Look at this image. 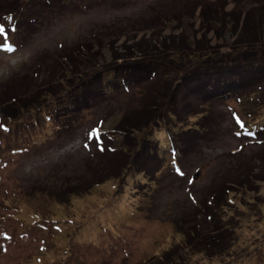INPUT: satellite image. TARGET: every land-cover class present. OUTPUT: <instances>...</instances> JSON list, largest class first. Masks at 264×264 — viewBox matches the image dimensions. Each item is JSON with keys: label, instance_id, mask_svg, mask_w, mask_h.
<instances>
[{"label": "rangeland", "instance_id": "obj_1", "mask_svg": "<svg viewBox=\"0 0 264 264\" xmlns=\"http://www.w3.org/2000/svg\"><path fill=\"white\" fill-rule=\"evenodd\" d=\"M12 1L16 0H0V23L7 25L8 42L14 49L0 47V105L8 104L13 91L46 95L17 119L0 117V264H159L158 258L184 239L172 215L194 214L200 209L196 199L200 203L212 188L241 180L246 170L250 178L243 182L248 185L233 184L229 193L233 200L221 210L220 224L229 228L218 233L222 234L218 246L227 245L228 251L211 257L196 253L189 264H264V142L234 133L232 113L243 111L235 99L218 103L212 116L206 117L208 124L204 123L196 106L195 85L178 93L176 111H181L182 123L176 124V131L168 129L170 116L153 131L149 145L159 156L152 151L146 163L157 170L153 180L131 167L121 179L109 178L68 203H55L41 191L57 186L67 171L64 168L77 169L79 183H85L93 182L103 168L116 165L119 160L113 155L95 148L99 141L94 127L102 126L109 139L124 112L149 99V94L140 93L144 84L115 93L111 99L113 92L107 90L119 85L114 78L102 86L88 83L73 103L68 95L80 91L79 84H74L77 78L60 69L55 55L92 41L94 35H100V41H94L92 48L101 45L109 62L115 55H139L135 45L140 39L160 40L154 31L158 23L151 20L156 11L171 1L181 5V0H71L68 4L22 0L7 7ZM221 1L229 3L230 10H244L241 2ZM6 13L14 16L6 18ZM199 20L191 16L165 28L172 32L177 28L178 33L191 24L198 28ZM4 43L0 36V45ZM127 45L132 46L130 50ZM149 52L160 57L153 48ZM175 61L172 57L171 77L180 74ZM90 96L96 101L91 102ZM81 106L84 109L79 110ZM46 113L54 117L46 120ZM203 125L212 128L210 132H204ZM134 141L117 133V142L125 149ZM173 164L183 175L177 174Z\"/></svg>", "mask_w": 264, "mask_h": 264}, {"label": "trees", "instance_id": "obj_2", "mask_svg": "<svg viewBox=\"0 0 264 264\" xmlns=\"http://www.w3.org/2000/svg\"><path fill=\"white\" fill-rule=\"evenodd\" d=\"M19 1L22 0L15 2ZM63 1L64 4L72 2L71 0ZM15 2L8 3L7 7H11ZM171 2L168 7H162L156 11V15L151 19L154 24H159L158 27V24L155 26L154 31L159 34L160 40L151 39L147 42V40L139 38L140 41L135 45V48L141 52L139 55L133 53L115 55L110 58L109 62L105 52L100 49L101 45L98 49H93L91 46L94 41H100V35H94L92 41L81 42L72 48L66 47L58 55H55L60 69L70 72L71 76L77 78L74 84H79L77 89L80 88V91L74 90L72 95H68V100H72L73 103L78 102L75 98L77 93H80L81 90L83 92L88 83L96 87L114 78L119 85L110 86L107 90L113 92L109 96L111 99L115 93L124 92L126 89L139 87L143 84L146 88H142L144 92L140 93L149 94V99L147 102L144 101L141 107L124 112L122 118L115 125L114 133L107 136L109 139L103 135L105 129L102 126L94 127L95 136L99 141L95 148L101 154L113 155L115 159L119 160L118 165L103 168L101 174H96V179L93 182L85 183H79L81 174L77 169L74 171L73 168H64L67 171L62 172L61 182L59 179L57 186L41 188V191L53 199V202L62 204L70 202L72 198L83 197V194L95 185L98 186L109 178L121 179L131 167L137 168L146 177L150 176L149 179L153 180L157 170L146 165L147 157L152 151L157 156L159 154L149 145V142L154 136V129L166 117L172 118V124L168 123L169 130L176 131V124L182 123V118H179L181 111H176V109H178V93L185 86L192 88V85H195L198 94L196 106L201 109L198 112L204 123L208 124L206 117L212 116L211 110L214 111V107L218 106V103L228 104V100L235 99L241 103L243 111L242 113L239 111L232 113L236 126L233 128L234 133L236 132L242 139L246 137L248 141L255 142L256 140L260 144L264 142V83H261L264 80V0H233L234 5L236 2L242 3L243 11H236L235 7L230 10L227 7L229 3H224L221 0H181V5ZM193 2L195 4H192ZM196 11H199L198 16ZM4 16L12 18L14 14L8 16L6 13ZM191 16L200 19L198 28L191 24L185 26L178 33L175 32L177 28L172 32V28L168 27L169 29L166 31V24L173 23L177 26L179 22L191 18ZM147 21L145 20L143 23L146 24ZM131 31H127V33ZM8 33L11 32L8 31ZM233 36L235 38L231 40L230 38ZM130 40L132 39L127 41ZM214 40H217L216 44H214ZM223 46L224 48L230 46V49L235 46L237 48L234 52L223 51L222 53L220 49ZM131 47V45H127L126 49L130 50ZM152 48L154 54L159 51L156 55L160 57L151 56L149 50ZM160 52L162 53L160 54ZM172 57L176 60L175 63H179L177 68L180 74L176 77H171ZM123 61L127 62L123 63ZM162 67L164 69H161ZM162 70L165 71V75L162 74ZM157 82L158 85H156ZM8 85L11 86L10 83ZM44 95L46 93L26 96L18 91H13L8 98V104L5 107L0 105V117L2 119L6 117L17 119L28 108L36 106ZM90 101H96L94 96H90ZM81 109L84 108L81 106L79 110ZM66 115L69 114L66 113ZM257 116H263V118L258 117V120H255ZM53 117L46 113L44 118L51 120ZM200 126L196 130H200ZM202 128L205 130L204 132H210L212 129L208 125H203ZM117 133L124 138L133 137L134 144L125 149L117 142ZM108 141L111 144L108 145ZM174 142L175 140L172 138V145ZM175 155H178V150H175ZM176 166L177 164H173L174 170ZM241 177V180L238 177L233 183L231 181L225 184L222 181L224 185L221 188H212L211 193L206 195L200 203L196 199L195 202H198L200 209L198 211L196 209L194 214H184L182 218H175L172 215V222L184 239L182 243L174 244L167 249L164 256L158 258L160 259L159 264H189L192 263L189 259L197 254L204 253L211 257L223 255L225 251H228L227 245L225 247L218 246L221 235L229 228V226L222 225L224 218L221 215V210L230 205L229 199L231 202L233 200L229 195L233 192V184L248 185L243 182V180L249 181L248 170ZM220 215L221 218H218ZM55 227L60 229L58 225ZM219 232L222 234H218Z\"/></svg>", "mask_w": 264, "mask_h": 264}, {"label": "snow or ice", "instance_id": "obj_3", "mask_svg": "<svg viewBox=\"0 0 264 264\" xmlns=\"http://www.w3.org/2000/svg\"><path fill=\"white\" fill-rule=\"evenodd\" d=\"M0 36L4 37V41H5V43L0 45V47L4 48L5 50H8V51H13L14 49H13L12 45L8 42L7 29H6L5 25L2 23H0ZM0 127H2V126H0ZM175 170H176L178 175H183V172L178 165L176 166Z\"/></svg>", "mask_w": 264, "mask_h": 264}, {"label": "bare ground", "instance_id": "obj_4", "mask_svg": "<svg viewBox=\"0 0 264 264\" xmlns=\"http://www.w3.org/2000/svg\"><path fill=\"white\" fill-rule=\"evenodd\" d=\"M132 191V190H131Z\"/></svg>", "mask_w": 264, "mask_h": 264}]
</instances>
